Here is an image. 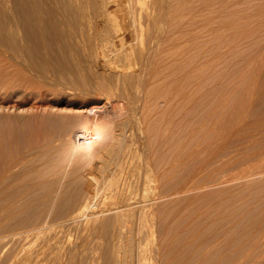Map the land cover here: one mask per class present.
Segmentation results:
<instances>
[{
  "label": "rangeland",
  "instance_id": "rangeland-1",
  "mask_svg": "<svg viewBox=\"0 0 264 264\" xmlns=\"http://www.w3.org/2000/svg\"><path fill=\"white\" fill-rule=\"evenodd\" d=\"M18 1L0 0V7L3 4L0 8V264H113L114 249L105 244L113 222L109 214L102 218L104 222L96 232H80L75 225L64 222L75 208L88 201L95 200L99 209H108L111 202L119 200L113 193L108 194L113 183L135 201L151 192L156 221L148 222L153 223L154 234L147 247L162 242L163 249H167V262L175 264L172 260L180 254L183 258L176 264H184L193 254V264H199L200 244L214 241L216 237L214 242H221L217 246L220 250L211 249L209 253L219 252L217 261L226 258L231 263L235 256H255L264 239L252 234L250 226L264 216V191L261 190L264 166L244 167L241 163L250 155H239L236 151L244 145L252 146L251 151L264 147V0H159L156 17L149 21L151 25L149 22L143 25L145 35L131 38L130 47L135 49L131 50L129 59L134 62L117 63L126 69L129 67V74L120 75L121 80L103 65L90 61L73 45L71 35L77 31L79 22L70 8L57 5L50 16L51 9L44 4L39 35L29 22L31 18L26 20L30 7L25 4L21 9ZM151 2L143 0L140 5L149 6ZM97 118H103L108 127L121 123L125 140L119 151L122 153L117 152L113 158L114 166L103 179L96 177V181L90 176L93 160L72 156L67 145L79 142L82 124ZM253 137L258 146L250 141ZM92 188L93 192L97 189L99 199L89 198ZM222 231L227 233L225 244ZM189 232L195 240L193 248L186 251L183 245L190 242ZM242 245L239 253L238 247ZM263 245L256 255L263 250ZM263 254L258 256L259 261L264 260ZM252 260L250 264L258 261Z\"/></svg>",
  "mask_w": 264,
  "mask_h": 264
},
{
  "label": "bare ground",
  "instance_id": "bare-ground-1",
  "mask_svg": "<svg viewBox=\"0 0 264 264\" xmlns=\"http://www.w3.org/2000/svg\"><path fill=\"white\" fill-rule=\"evenodd\" d=\"M151 2V0H149ZM227 1V0H226ZM3 2V1H2ZM17 2V1H16ZM19 5L20 8L23 9V6L25 4H28V6L30 7V13H27V19H29V17L31 18V20L29 22H31V26L33 29L36 30V32L38 31L39 35L41 34V26H42V12H43V5L47 4L49 6V8L51 9L49 11V15L52 16L54 11H52L53 9H56L55 6H59V5H66L68 8H70L72 10V14L74 15V17L76 16V18H78V28L77 31L71 35V40L73 41V45H75L77 48H79L82 53L84 52L85 56L90 60V61H94L95 63H97L98 65H103L106 69V71H108L109 73H113L116 74L117 76H125V73H128L129 71H127V69L129 68H125L122 65L117 64L120 61H129V57L131 56V50L135 49L134 45H133V49H131L132 47H130V42L133 39L132 36L133 35H138L140 36V38H142V34H143V25L147 22H149L153 17L155 16V13L157 12V7L159 4V0H152L151 4H149V6H144V5H140L143 3V0H19ZM133 2L135 4H133ZM178 2V1H177ZM203 2V1H202ZM175 3V2H174ZM230 3V2H228ZM161 4V3H160ZM236 4V3H235ZM239 4V3H238ZM136 5H139L137 7V9L135 8ZM170 5V4H169ZM234 5V4H233ZM167 6V4H166ZM213 6V5H212ZM235 6V5H234ZM237 6V5H236ZM240 6V5H239ZM3 7V4L1 5V9ZM169 7V6H168ZM197 7V6H196ZM210 7V6H209ZM214 7V6H213ZM219 7H221L219 5ZM58 8V7H57ZM66 8V9H68ZM163 8V7H162ZM178 8V7H177ZM212 8V7H211ZM239 8V7H238ZM237 8V9H238ZM242 8V7H241ZM20 9V10H21ZM160 8H158L159 10ZM263 9V8H262ZM25 10V9H24ZM62 10V9H61ZM185 10V9H184ZM208 10V9H207ZM226 10H228L226 8ZM59 11V10H57ZM55 11V12H57ZM65 10H63L64 12ZM186 11V10H185ZM216 11V10H215ZM231 11V9L229 10ZM60 12V11H59ZM205 12V11H204ZM211 12V11H210ZM223 12V11H222ZM246 13L248 12L245 11ZM245 12L243 14H245ZM23 13V12H22ZM58 13V12H57ZM213 13V12H212ZM225 13V12H224ZM228 13V12H227ZM236 13V12H235ZM242 13V12H241ZM66 14V13H63ZM182 14V13H180ZM208 14V13H207ZM230 14H234V13H230ZM229 14V15H230ZM249 14V13H248ZM247 14V15H248ZM209 15V14H208ZM225 15V14H224ZM229 15L226 14V17ZM236 15V14H235ZM246 15V14H245ZM257 15V14H256ZM18 16V15H17ZM26 17V15H24ZM23 16V17H24ZM66 16V15H65ZM180 16V15H179ZM251 16V15H250ZM46 17V16H45ZM59 17V16H58ZM67 17V16H66ZM69 17V16H68ZM224 17V16H223ZM247 17V16H246ZM177 18V17H176ZM179 18V17H178ZM233 18V17H232ZM231 18V19H232ZM263 18V17H262ZM51 19V18H50ZM60 19V18H59ZM155 19V18H154ZM188 19V18H187ZM227 19V18H226ZM229 19V18H228ZM53 20V19H52ZM70 20V19H69ZM68 20V21H69ZM190 20V19H189ZM223 20V19H222ZM221 20V21H222ZM49 22V20H48ZM57 22V20H56ZM67 21H64L63 23H65ZM71 22V21H69ZM183 22V21H182ZM191 22V21H190ZM189 22V23H190ZM216 22V21H215ZM230 22V20H229ZM235 22V21H234ZM8 23V22H7ZM20 23V22H19ZM53 23V21L51 22ZM60 23V22H59ZM68 23V22H67ZM77 23V22H76ZM150 23V22H149ZM193 23V22H192ZM223 23V22H222ZM226 23V22H225ZM224 23V24H225ZM70 24V23H69ZM73 24H75L73 22ZM157 24V21H156ZM169 24V23H168ZM179 24V23H178ZM177 24V25H178ZM58 25V23H57ZM148 25H151L148 24ZM191 25V24H189ZM239 25V24H238ZM241 25V24H240ZM180 26V25H179ZM229 25L225 24V27L228 28ZM60 27V26H59ZM69 27V26H68ZM67 27V28H68ZM71 27V25H70ZM69 27V29H70ZM75 27V26H74ZM151 27V26H150ZM175 27V26H174ZM236 27V26H235ZM239 27V26H238ZM237 27V28H238ZM245 27V26H244ZM11 28V27H10ZM9 28V29H10ZM75 28V29H76ZM181 28V27H180ZM190 27H188L189 29ZM241 28H243V25L241 26ZM253 28V26H252ZM8 29V31H9ZM48 29V28H47ZM50 29V28H49ZM72 29V28H71ZM74 29V28H73ZM174 29V28H173ZM249 29V28H247ZM147 30V28H146ZM239 30V29H238ZM244 30V29H242ZM11 31V29H10ZM9 31V32H10ZM72 31V30H71ZM145 31V30H144ZM150 29L148 30V33ZM192 31V30H191ZM234 31V30H233ZM236 31V30H235ZM240 31V30H239ZM257 31V30H256ZM70 31H68L69 33ZM221 32V31H220ZM219 32V33H220ZM238 32V31H237ZM11 33V32H10ZM25 33V32H24ZM67 33V32H66ZM152 33V32H151ZM150 33V34H151ZM180 33V32H179ZM215 33V32H214ZM218 33V34H219ZM240 33L242 34V32L240 31ZM247 33V32H246ZM53 34V33H52ZM71 34V33H70ZM149 34V35H150ZM191 34V32H190ZM240 34V35H241ZM145 35V34H143ZM183 35V34H182ZM148 36V35H147ZM180 36V35H179ZM219 36V35H218ZM221 36V35H220ZM65 37V35L63 36ZM155 37V36H154ZM174 37V36H173ZM178 37V36H177ZM189 37V36H188ZM208 37V36H207ZM210 37V36H209ZM235 37V36H234ZM246 37V36H245ZM38 38V37H37ZM132 38V39H131ZM136 38V37H135ZM149 39V37H147ZM153 38V37H152ZM191 38V37H190ZM189 38V39H190ZM17 39V38H16ZM35 39V38H34ZM146 39V38H145ZM144 39V40H145ZM218 39V38H217ZM226 39V38H224ZM260 39V38H259ZM21 40V39H20ZM69 40V39H68ZM134 40V39H133ZM188 40V39H187ZM228 40V38H227ZM230 40V39H229ZM228 40V41H229ZM238 40V39H237ZM18 41V40H17ZM35 41V40H34ZM161 41V40H160ZM167 41V40H166ZM227 41V42H228ZM233 40H230V42ZM134 42V41H133ZM151 42V41H150ZM157 42V41H156ZM162 42V41H161ZM226 42V43H227ZM229 42V43H230ZM72 43V42H71ZM148 43V42H146ZM153 43V42H152ZM166 43V42H165ZM168 43V42H167ZM228 43V44H229ZM233 43V42H232ZM240 43V42H239ZM161 44V43H160ZM172 44V43H171ZM189 44V43H188ZM192 44V43H191ZM190 44V45H191ZM213 44V43H212ZM219 44H223V43H219ZM50 45V44H49ZM147 45V44H146ZM238 45V44H237ZM33 46V45H32ZM164 46V45H163ZM192 46V45H191ZM196 46V45H195ZM224 46V45H223ZM141 48V46H139ZM144 50H145V46ZM162 47V44H161ZM167 47V46H166ZM175 47L176 44H175ZM211 48V47H209ZM138 49V48H137ZM147 49V47H146ZM233 49V48H231ZM210 50V49H208ZM19 51V50H18ZM72 51V50H71ZM146 51V50H145ZM160 51V50H159ZM211 51V50H210ZM220 51V50H219ZM232 51V50H231ZM37 52V51H36ZM147 52V51H146ZM191 52V51H189ZM209 52V51H208ZM254 52V51H253ZM14 53V52H13ZM163 53V52H162ZM187 53V52H186ZM211 53V52H209ZM151 54V53H150ZM160 54V53H159ZM78 55V54H77ZM137 55V54H135ZM134 56V55H133ZM140 57V54L138 55ZM143 56V55H142ZM188 56V55H187ZM58 57V56H57ZM72 57V56H71ZM193 57V56H192ZM235 57V56H234ZM187 58V57H185ZM261 58V57H260ZM134 59V58H133ZM140 59V58H139ZM132 62V60H130ZM134 62V60H133ZM132 62V63H133ZM240 62V61H239ZM122 63V62H121ZM127 63V62H126ZM141 63V62H140ZM157 64V63H156ZM189 64V63H188ZM88 65V64H87ZM242 65V64H241ZM133 66V65H132ZM215 66V65H214ZM88 67V66H87ZM90 67V65H89ZM94 67L93 65L91 66ZM101 67V66H100ZM216 67V66H215ZM103 68V67H102ZM90 69V68H89ZM88 69V70H89ZM94 69V68H93ZM98 69V68H96ZM101 69V68H100ZM214 69V68H213ZM242 69V68H241ZM104 70V69H102ZM140 70V69H139ZM92 71V70H91ZM184 71V70H183ZM236 71V70H235ZM96 72V71H95ZM94 72V73H95ZM103 72V71H102ZM106 72V73H108ZM35 73V72H34ZM129 74V73H128ZM127 74V77L129 76ZM133 74V73H132ZM141 74V73H140ZM153 74V73H152ZM161 74V73H160ZM176 74V73H175ZM237 74V73H236ZM103 75V74H102ZM105 75V74H104ZM109 75V74H108ZM134 75V74H133ZM164 75V74H163ZM166 75V74H165ZM164 75V76H165ZM191 75V74H190ZM112 76V75H111ZM132 75H130L131 77ZM163 76V77H164ZM108 77V76H107ZM189 77V74H188ZM126 78V77H124ZM135 78V76L133 77V79ZM137 78V77H136ZM174 78V77H173ZM186 78V77H185ZM131 79V78H130ZM129 79V80H130ZM178 79V78H177ZM96 80V79H95ZM120 80H121V76H120ZM142 80V79H141ZM187 80V79H186ZM185 80V81H186ZM131 81V80H130ZM118 82V81H117ZM169 82V81H168ZM242 83V82H241ZM181 84V83H180ZM87 85V84H86ZM90 86V85H89ZM92 86V85H91ZM99 86V85H98ZM169 86L170 83H169ZM183 86V85H182ZM173 88V86H172ZM214 88V87H213ZM112 90V89H111ZM180 91V89H179ZM175 92V91H174ZM178 92V91H176ZM166 94V93H165ZM168 94V93H167ZM181 94V93H180ZM149 95V94H148ZM174 96V95H173ZM243 96V95H242ZM157 97V96H156ZM171 97V94H170ZM214 97V96H213ZM159 98V97H158ZM179 98V97H178ZM157 99V98H156ZM168 99V98H167ZM186 99V98H185ZM174 100V99H173ZM214 100V99H213ZM218 100V99H217ZM155 101V100H154ZM213 102V101H212ZM211 102V103H212ZM213 104V103H212ZM215 104V102H214ZM238 106V105H237ZM104 107V106H103ZM212 107V106H211ZM117 109V108H116ZM228 109V108H227ZM220 110V109H219ZM216 111V110H215ZM192 112V111H191ZM187 113V112H186ZM210 113V110H209ZM190 113L188 112V115ZM205 114V113H204ZM242 114V113H241ZM187 115V114H186ZM192 115V114H191ZM209 115V114H208ZM221 115V114H220ZM202 116V115H201ZM216 116V115H215ZM224 116V115H223ZM244 116V115H243ZM189 117V116H188ZM200 117V116H199ZM69 118V117H68ZM107 118V117H106ZM227 118V117H226ZM103 119V118H102ZM100 120V118L94 119L92 121H85L82 124L81 127V135L80 137H82L81 140H79V142H72V143H67V151L69 152V154H71L72 156H79V157H83V158H87V160L91 159V161L93 160V163H89L90 164V172L92 176V180L97 178L103 179L104 175L107 173V171L114 165L113 163V158L115 156V154L117 152H119L123 146V143L125 140V136H124V132L121 129L122 125L121 123L116 124L113 127H108V125H106L103 120ZM190 119V118H189ZM225 119V118H224ZM234 119V118H233ZM172 120V119H171ZM193 120V117H192ZM228 120V119H227ZM240 120V119H239ZM130 121V120H129ZM201 121V119H200ZM204 122V121H203ZM208 122V121H207ZM211 122V121H210ZM214 122V121H213ZM227 122V121H226ZM82 123V122H81ZM131 123V122H130ZM177 123V122H176ZM179 123V122H178ZM220 123V122H219ZM180 124V123H179ZM200 124V123H199ZM216 124V123H215ZM225 124V123H224ZM233 124V123H232ZM174 125V123H173ZM193 125V124H192ZM203 125V124H202ZM126 126V125H125ZM175 126V125H174ZM191 126V125H190ZM168 127V126H167ZM235 129V128H234ZM157 131V130H156ZM212 131V130H211ZM214 131V129H213ZM175 134V133H174ZM173 134V135H174ZM221 134V133H220ZM262 134V133H261ZM127 135V134H126ZM155 135V134H154ZM172 135V136H173ZM79 137V136H78ZM174 137V136H173ZM221 137V135H220ZM170 138V137H169ZM75 139V138H74ZM254 139V137H253ZM251 139L250 141L253 142V144L257 142V139ZM160 140V139H159ZM168 140V139H167ZM172 140V139H171ZM179 141V139H177ZM245 140V139H244ZM243 140V141H244ZM249 140V139H248ZM264 140V139H263ZM77 141V140H76ZM81 141V142H80ZM128 141V140H127ZM69 142V141H68ZM71 142V140H70ZM123 142V143H122ZM170 142V141H169ZM216 142V141H215ZM176 144V143H175ZM246 144V143H244ZM66 145V144H65ZM165 145V143H164ZM181 145V144H180ZM179 145V146H180ZM243 145V144H242ZM247 145V144H246ZM250 145V144H249ZM261 145V144H260ZM264 145V144H263ZM125 146V145H124ZM127 146V145H126ZM148 146V145H147ZM173 148V145H171ZM176 146V145H175ZM255 146H258L257 144ZM177 147V146H176ZM174 147V148H176ZM241 147V145H240ZM252 147V146H251ZM250 147V148H251ZM126 149V147H124ZM123 148V150H125ZM149 148V147H148ZM152 148V147H151ZM234 148V147H233ZM250 148H248V146L239 148L236 152L239 155L242 154H247L250 155L248 156L247 160H244L243 163H241L242 165H247L246 167H254V168H262L264 166V147H255L253 148V150L251 151ZM170 150V149H169ZM128 151V149L126 150ZM144 151V150H143ZM151 151V149H150ZM155 150H153L152 152H154ZM180 151V150H178ZM33 152V151H32ZM145 152V151H144ZM174 152V151H173ZM227 152V151H226ZM64 153V152H63ZM122 153V152H119ZM157 153V152H156ZM176 153H178L176 151ZM230 153V152H228ZM233 153V152H232ZM235 153V152H234ZM68 154V153H67ZM175 154V153H174ZM236 154V155H237ZM118 155V154H117ZM144 155V153H143ZM172 155V154H171ZM145 156V155H144ZM125 157V156H124ZM129 157V156H128ZM136 157V156H135ZM149 157V155H148ZM164 157V156H163ZM73 158V157H71ZM145 158V157H144ZM153 158V157H152ZM231 157H229L230 159ZM242 158V157H241ZM74 159V158H73ZM78 159V158H77ZM120 159V158H119ZM161 159V158H160ZM80 160V158H79ZM149 160V159H148ZM239 160V159H238ZM78 161V160H77ZM115 161V160H114ZM219 161V160H216ZM228 161V160H227ZM230 161V160H229ZM80 162V161H79ZM123 162V161H121ZM150 162V160H149ZM178 162V161H177ZM81 163H83V161H81ZM169 163V162H168ZM176 163V162H175ZM216 163V162H215ZM224 163V162H221ZM220 163V164H221ZM125 164V163H124ZM213 164V163H212ZM156 165V164H154ZM176 165V164H175ZM224 165V164H222ZM233 165V164H232ZM231 165V167H232ZM92 166V167H91ZM116 166V165H115ZM151 166V165H150ZM166 166V165H165ZM219 166V165H218ZM230 166V165H229ZM241 166V165H240ZM159 167V166H157ZM156 167V168H157ZM162 167V166H161ZM225 167V166H224ZM118 168V167H117ZM169 168V167H167ZM227 168V167H226ZM155 169V168H154ZM158 169V168H157ZM222 169V168H221ZM231 169V168H230ZM243 169V168H242ZM74 170V169H73ZM116 170V169H115ZM119 170V169H118ZM116 170V171H118ZM224 170V169H223ZM247 170V169H246ZM48 171V170H47ZM76 171V170H75ZM79 171V169H78ZM82 171V170H81ZM122 171V169H121ZM125 171V170H124ZM225 171V170H224ZM234 171V170H232ZM65 172V171H64ZM87 172V171H86ZM126 172V171H125ZM71 173V172H70ZM73 173V172H72ZM154 173V172H153ZM259 173V172H258ZM68 174V173H66ZM141 174V173H140ZM161 174V173H160ZM224 174V173H223ZM72 175V174H70ZM68 175V177L70 176ZM87 175V173H86ZM108 175V174H107ZM111 175V174H110ZM134 175V174H133ZM142 175V174H141ZM217 175V174H216ZM222 175V174H221ZM244 175V174H243ZM74 176V175H73ZM79 176V175H78ZM85 176V175H84ZM83 176V177H84ZM136 176V175H135ZM152 176V175H151ZM154 176V175H153ZM205 176V175H204ZM220 176V175H219ZM258 176V174H257ZM12 177V176H11ZM82 177V176H81ZM82 177V179H83ZM121 177V176H120ZM124 177V176H122ZM134 177V176H133ZM141 177V176H140ZM203 177V176H202ZM200 177V178H202ZM72 178V176H71ZM79 178V177H76ZM74 178V180L76 179ZM96 178V181H97ZM205 178V177H203ZM85 179V178H84ZM137 179V178H136ZM141 179V178H140ZM151 179V178H150ZM236 179V178H235ZM73 180V181H74ZM145 180V179H144ZM222 180V179H221ZM227 180V179H226ZM245 180V179H244ZM248 180V179H247ZM76 181V180H75ZM83 181V180H82ZM133 181V180H132ZM260 181V180H259ZM126 182V181H125ZM129 182V181H128ZM137 182V181H136ZM155 182V181H154ZM199 182V181H198ZM255 182V181H254ZM89 183V182H88ZM140 183V182H139ZM152 183V182H151ZM158 183V182H157ZM189 183V182H188ZM197 183V182H196ZM227 183V182H226ZM230 183V182H229ZM261 183V182H260ZM136 184V183H135ZM160 184V183H159ZM204 184V182H203ZM248 184V183H247ZM256 184V182H255ZM258 184V183H257ZM132 185V183H131ZM130 185V186H131ZM192 185V184H191ZM201 185V184H200ZM12 186V185H11ZM90 186V184H89ZM123 186V185H122ZM141 186V185H140ZM148 186V185H147ZM251 188L253 185H250ZM261 186V185H260ZM93 187V186H92ZM134 187V186H133ZM157 187V186H156ZM194 187V186H193ZM90 188V187H89ZM155 188V187H154ZM161 188V186H160ZM228 188V187H227ZM233 188V187H232ZM236 188V187H234ZM87 189V188H86ZM95 189V188H94ZM130 189V188H129ZM198 189V188H197ZM221 189V188H220ZM260 189V188H259ZM89 190V189H88ZM97 190V189H96ZM93 192V188L92 190L89 192L88 196L89 198L95 197L97 195V192ZM104 190V189H103ZM108 194L111 195L113 193V196H117L119 200H115L113 203L111 202V206L108 209L105 210H101L99 209L98 205L93 202H87V203H82L78 208H75V210L73 212H71V214L69 216L66 217L65 219V223L66 224H71V226L75 225V227H77L79 230H81L80 232L83 231H93L96 232L98 230V228H100V226L102 225V218L105 217V215L109 214L110 219H113L112 225L110 227V234H109V238L107 239V243L105 242V244H108L109 247H112L114 249V257H113V264H172L171 262H167L165 260V256L167 254V249H163L164 245L162 242L158 241L157 243H155L154 245L147 247V242L149 241V238L153 236L154 231H153V223H151L149 225L148 222H150V220H155L154 216L155 213L152 210L153 207V203L155 202L153 199V203L150 200V193L149 194H145V196L141 199H139L138 201H135L132 197H130V194H127V192H124L123 190H121L120 186L117 183H113V185L111 186V188L109 189ZM127 190V189H126ZM138 190V189H137ZM227 190V189H226ZM237 190V189H236ZM235 190V191H236ZM242 190V188H241ZM261 190L264 191V183L261 186ZM134 191V190H133ZM178 191V190H177ZM192 191V190H190ZM200 191V190H199ZM248 191V190H247ZM251 191V190H250ZM41 192V191H40ZM63 192V191H62ZM106 192V193H107ZM165 192V191H164ZM204 192V191H203ZM209 192V191H208ZM214 192V191H212ZM218 192V190H217ZM88 193V192H87ZM102 193V191H101ZM135 193V192H134ZM171 193V192H170ZM229 193V192H228ZM237 193V192H236ZM254 193V192H253ZM263 193V192H261ZM98 194H100L98 192ZM133 194V192H132ZM137 194V193H136ZM182 194V193H181ZM189 194V193H188ZM208 194V193H207ZM230 194V193H229ZM251 194V193H249ZM257 194V193H255ZM253 194V195H255ZM139 195V194H138ZM193 195V194H192ZM211 195V194H210ZM209 195V196H210ZM213 195V194H212ZM235 195V194H233ZM248 195V194H246ZM92 196V197H90ZM99 196V195H97ZM96 196V197H97ZM102 196V194H101ZM104 197L108 196V195H103ZM133 196V195H132ZM208 196V197H209ZM232 196V195H231ZM258 197V195H256ZM261 196V194H260ZM112 198V196H110ZM206 197V195H205ZM220 197V196H219ZM229 197V196H228ZM234 197V196H233ZM238 197V196H237ZM236 197V198H237ZM247 197V196H246ZM255 197V196H254ZM264 197V195H263ZM99 199V197H97ZM109 198V196H108ZM158 198V197H157ZM187 198V197H186ZM197 198V197H196ZM199 198V197H198ZM95 199V198H94ZM113 199V198H112ZM111 199V200H112ZM211 199V198H210ZM215 199V198H214ZM234 199V198H233ZM249 199V198H246ZM261 199V198H260ZM27 200V199H26ZM91 200V199H89ZM103 200V199H102ZM110 200V199H109ZM208 200V199H207ZM236 200V199H235ZM1 201V200H0ZM92 201V200H91ZM97 201V200H96ZM99 201V200H98ZM113 201V200H112ZM157 201V200H156ZM202 201V200H200ZM212 201V200H211ZM226 201V200H225ZM241 201V200H240ZM253 201V200H251ZM255 201V200H254ZM253 201V202H254ZM259 201V199H258ZM198 202V201H197ZM237 202V201H236ZM193 203V202H192ZM196 203V202H195ZM226 203V202H225ZM235 203V202H234ZM239 203V202H238ZM259 203H262L261 201ZM202 204V203H200ZM215 204V203H214ZM248 204V203H247ZM252 204V203H251ZM263 204H264V200H263ZM110 205V204H109ZM203 205V204H202ZM220 205V204H219ZM217 205V206H219ZM253 205V204H252ZM255 205V204H254ZM261 205V204H259ZM195 206V205H194ZM198 206V205H197ZM221 206V205H220ZM200 207V205L198 206ZM216 207V206H215ZM214 207V208H215ZM222 207V206H221ZM230 207V206H229ZM252 207V206H250ZM255 207V206H253ZM264 207V206H263ZM42 208V207H41ZM51 208V207H50ZM175 208V207H174ZM210 208V207H209ZM244 208V207H243ZM260 208V207H259ZM258 208V209H259ZM154 209V208H153ZM185 209V208H184ZM251 209H255V208H251ZM250 209V210H251ZM257 209V210H258ZM73 210V209H72ZM182 210V209H181ZM206 210V209H205ZM210 210V209H209ZM208 210V211H209ZM213 210V209H212ZM216 210V209H215ZM218 210V208H217ZM261 210V209H260ZM35 211V208H34ZM219 211V210H218ZM231 211V210H230ZM253 211V210H252ZM36 212V211H35ZM177 212V211H176ZM222 212V211H221ZM220 212V213H221ZM232 212V211H231ZM240 212V211H239ZM250 212V211H249ZM254 212V211H253ZM38 213V211H37ZM198 213V212H197ZM206 213V212H205ZM216 213V212H215ZM214 213V214H215ZM218 213V212H217ZM216 213V214H217ZM223 213V212H222ZM247 213V212H246ZM256 213V212H255ZM188 214V213H187ZM194 214V213H193ZM229 214V213H228ZM227 214V215H228ZM249 214V213H248ZM253 214V213H252ZM257 214V213H256ZM161 215V214H160ZM207 215V214H206ZM213 215V214H212ZM221 215V214H220ZM219 215V216H220ZM35 216V215H34ZM53 216V215H52ZM108 216V215H107ZM169 216V215H168ZM173 216V215H172ZM210 216V215H209ZM208 216V217H209ZM230 216V215H229ZM249 216V215H248ZM247 216V217H248ZM252 216V215H251ZM254 216V215H253ZM252 216V217H253ZM157 217V216H156ZM166 217V216H165ZM191 217V216H190ZM189 217V219H190ZM198 217V216H197ZM221 217V216H220ZM227 217V216H226ZM231 217V216H230ZM257 217V216H256ZM261 217V215H260ZM260 217H258L260 219ZM32 218V217H31ZM107 218V217H105ZM159 218V216H158ZM223 218V217H222ZM221 218V219H222ZM229 218V217H228ZM233 218V217H232ZM8 219V218H7ZM173 219V218H172ZM198 219V218H197ZM205 219V217H204ZM207 219V218H206ZM205 219V220H206ZM218 219V218H217ZM238 219V218H237ZM244 219V218H243ZM248 219V218H247ZM252 219V218H251ZM256 219V218H254ZM33 220V219H32ZM109 220V219H108ZM107 220V221H108ZM171 220V218H170ZM174 220V219H173ZM177 220V219H176ZM192 220V218H191ZM195 220V219H194ZM203 220V219H201ZM210 220V219H209ZM225 220V219H224ZM55 221V220H54ZM112 221V220H110ZM156 221V220H155ZM165 221V220H164ZM197 221V220H196ZM229 221V220H228ZM243 221V220H242ZM244 221H246V219H244ZM253 221H257V220H253ZM104 222V221H103ZM162 222V221H161ZM175 222V221H174ZM172 222V223H174ZM193 222V221H192ZM200 222V221H199ZM198 222V223H199ZM210 222V221H209ZM214 222V221H213ZM212 222V223H213ZM222 222V221H221ZM232 222V221H231ZM241 222V221H240ZM258 222V221H257ZM35 223V222H34ZM106 223V222H105ZM163 223V222H162ZM182 223V222H180ZM179 223V225H180ZM202 223V222H200ZM220 223V222H219ZM218 223V224H219ZM226 222H223V224ZM246 223V222H245ZM164 224V223H163ZM175 224V223H174ZM204 224V223H203ZM217 224V223H216ZM221 224V223H220ZM234 224V223H233ZM232 224V226H233ZM25 225V224H24ZM109 225V224H108ZM165 225V224H164ZM210 225V224H209ZM215 225V223L213 224ZM254 226H250L252 229L251 232H253L252 234H257V236L259 235L260 238L262 237L264 239V216L262 214L261 220L260 222H258L257 224H253ZM104 226V225H103ZM158 226V225H157ZM181 226V225H180ZM179 226V227H180ZM202 226V225H201ZM221 226V225H220ZM246 226V225H245ZM57 227V226H56ZM74 227V226H73ZM105 227V226H104ZM167 227V226H166ZM191 227V226H190ZM216 227V226H214ZM225 228V226H223ZM239 227V226H238ZM243 227V225H242ZM27 228V227H26ZM161 228V227H160ZM165 228V227H164ZM206 228V227H204ZM217 228V227H216ZM247 228V226H246ZM56 229V228H55ZM61 229V227H60ZM106 229V228H105ZM168 229V228H167ZM179 229V228H178ZM213 229V228H212ZM102 230V229H101ZM162 230V229H161ZM170 230V229H169ZM56 231V230H55ZM99 231V230H98ZM165 231V230H164ZM228 231V230H227ZM226 231V232H227ZM231 231V230H230ZM229 231V232H230ZM247 231V230H246ZM79 232V231H78ZM79 232V233H80ZM86 232H84L86 234ZM104 232V230H103ZM102 232V233H103ZM174 232V231H173ZM186 232V231H185ZM212 232V231H211ZM210 232V233H211ZM223 232V236H221L222 241L225 244L224 238H226L225 236H227V233H225V231ZM249 231H247L246 233H248ZM2 233V232H1ZM47 233V232H46ZM180 233V231H179ZM239 233V232H238ZM250 233V232H249ZM248 233V234H249ZM14 234V233H13ZM107 234V233H105ZM168 234V233H167ZM186 234V233H185ZM190 234V232H189ZM218 234V233H217ZM244 234V233H243ZM251 234V233H250ZM249 234V235H250ZM52 235V234H51ZM54 235V233H53ZM91 235V234H90ZM101 235V234H100ZM175 235V234H174ZM182 235V234H181ZM216 235V234H215ZM222 235V234H220ZM220 235H218V237H220ZM231 235V233H230ZM58 236V235H57ZM66 236V235H65ZM77 236V235H76ZM95 236V235H94ZM105 236V235H104ZM184 236V235H183ZM239 236V235H238ZM241 236V235H240ZM52 237V236H51ZM78 237V236H77ZM106 237H108L106 235ZM105 237V238H106ZM176 237V236H175ZM182 237V236H181ZM193 237V238H191ZM230 237V236H229ZM94 238V237H93ZM92 238V239H93ZM184 238V237H183ZM217 238V237H216ZM214 238L213 240L216 241ZM233 238V237H232ZM237 238V237H236ZM247 238V237H245ZM243 238V239H245ZM256 240L257 238L254 237ZM62 239V238H61ZM86 239V238H85ZM156 239V238H155ZM175 239V238H172ZM178 239V237H177ZM185 239V238H184ZM193 239L195 240V237L192 235V232L190 234V242L188 241V243L184 244V248L186 250L190 248H193ZM251 240V236L248 238ZM27 240V239H26ZM60 240V239H59ZM79 240V239H78ZM152 240V239H151ZM159 240V239H158ZM161 240V239H160ZM181 240V239H180ZM219 240V239H218ZM235 240V239H234ZM249 240V241H250ZM260 239H258L259 241ZM54 241V240H53ZM61 241V240H60ZM154 241V240H153ZM172 241V240H171ZM173 241H176L173 240ZM214 241H210V240H206L205 242L201 243L199 246V257H201V261L199 264H211V262L214 261V259L216 260L214 262V264H226L227 262H229V264H248L249 260L251 261L253 258H257L258 256L262 255L264 252V248L263 250H261V252L263 253H259L258 255H256L260 250L261 246L264 244V240L262 241V245L259 246V249L257 250L258 252L254 255L249 254L246 257L243 256H235V258L232 260V262L230 263V260L226 262V258L224 259H218L220 261H217L216 257L218 256L217 251H213L211 253H209V251L211 249H217V246H219L218 244H220L218 242V244H216ZM247 241V240H246ZM7 242V241H6ZM77 242V241H76ZM169 242V241H168ZM179 242V241H177ZM186 242V241H185ZM238 242V241H236ZM235 242V243H236ZM257 242V241H256ZM261 242V241H259ZM58 243V242H56ZM74 243V242H73ZM81 243V242H80ZM100 243V242H99ZM173 243V242H172ZM181 243V242H180ZM179 243V244H180ZM231 243V242H230ZM240 243V242H239ZM248 243V241H247ZM245 242L244 246H247V244ZM250 243V242H249ZM248 243V245H249ZM42 244V243H41ZM40 244V245H41ZM61 244V242H60ZM170 244V243H169ZM177 243L173 244L174 247H176ZM238 244V243H237ZM259 244V243H257ZM7 245V244H6ZM64 245V244H63ZM73 245V244H72ZM229 245V243L227 244ZM252 245V244H251ZM251 245L249 247H251ZM17 246V245H16ZM24 246V245H23ZM68 246V245H67ZM90 246V245H89ZM88 246V247H89ZM107 246V245H106ZM105 246V247H106ZM172 246V245H171ZM179 246V245H178ZM177 246V247H178ZM242 245V247H238V252L241 250L240 248L244 247ZM41 247V246H40ZM62 247V246H61ZM66 247V245H65ZM69 247V246H68ZM87 247V246H86ZM85 247V248H86ZM232 247V246H231ZM264 247V245H263ZM43 248V247H42ZM73 248V246H72ZM108 248V247H107ZM180 248V247H179ZM62 248H60L61 250ZM69 249V248H68ZM75 249V248H74ZM94 249V248H93ZM111 249V248H109ZM178 249V248H177ZM219 249V248H218ZM217 249V250H218ZM245 249V248H244ZM243 249V252H244ZM249 250H251V248H248ZM36 250V249H35ZM73 250V249H72ZM182 250L180 251L183 252V249H179ZM188 250V252H189ZM220 250V249H219ZM248 250V252H249ZM69 251V250H68ZM100 251V250H99ZM187 251V250H186ZM205 251H208L205 253ZM21 252V251H20ZM31 252V251H30ZM43 252V251H42ZM72 252V251H71ZM242 252V253H243ZM246 252V251H245ZM33 252H31L30 254H32ZM113 253V251H112ZM185 253V252H184ZM240 253V252H239ZM25 254V253H24ZM34 254V253H33ZM36 254V253H35ZM74 254V253H73ZM78 254V253H77ZM111 254V252L109 253ZM188 254V253H186ZM228 254V252H227ZM246 254V253H245ZM176 255V254H175ZM183 255V254H182ZM264 255V254H263ZM41 256V255H39ZM105 256V254H104ZM27 257V256H26ZM30 257V256H29ZM32 257V256H31ZM34 257V256H33ZM63 257V256H62ZM185 257V256H184ZM190 259H188L189 261H187L184 264H193V254L191 256ZM263 257V256H262ZM35 258V257H34ZM50 258V257H49ZM104 258V257H103ZM106 258V257H105ZM168 258V257H167ZM171 258V257H170ZM182 256L180 254H177L174 258H173V263H179L182 260ZM27 259V258H25ZM47 259V258H46ZM65 259V258H64ZM69 259V258H67ZM97 259V258H96ZM230 259V258H229ZM232 259V258H231ZM36 260V259H35ZM91 260V259H90ZM187 260V259H185ZM196 261V259H194ZM62 261V260H61ZM93 261V260H92ZM245 261V262H244ZM248 261V262H247ZM253 261V260H252ZM251 261V262H252ZM255 261V260H254ZM258 261L256 262V264H260L258 263ZM261 261V260H260ZM259 261V262H260ZM264 261V260H262ZM261 261V262H262ZM35 261H33L34 263ZM67 262V261H65ZM247 262V263H246ZM249 262V264L251 263ZM14 263V261H13ZM94 263V262H93ZM253 263V262H252ZM255 263V262H254ZM263 263V262H262ZM54 264V263H53ZM56 264V262H55ZM71 264V263H70ZM89 264V263H88ZM213 264V263H212ZM228 264V263H227Z\"/></svg>",
  "mask_w": 264,
  "mask_h": 264
}]
</instances>
